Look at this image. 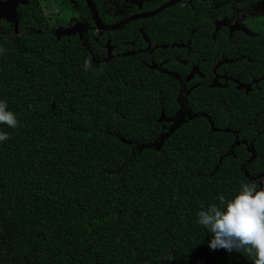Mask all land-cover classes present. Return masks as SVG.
Returning a JSON list of instances; mask_svg holds the SVG:
<instances>
[{"label": "trees", "instance_id": "16d2710c", "mask_svg": "<svg viewBox=\"0 0 264 264\" xmlns=\"http://www.w3.org/2000/svg\"><path fill=\"white\" fill-rule=\"evenodd\" d=\"M94 1L105 23L131 15ZM215 1L177 3L103 36H58L57 6L24 11L17 33L2 23L0 100L19 126L0 124L10 136L0 142V264H254L211 249L197 223L264 174V132L244 167L251 153L232 148L234 130L247 140L251 127L264 131L263 94L210 85L216 47H227L211 37ZM150 41L162 44L152 54ZM198 62L205 77L189 81L186 118L169 128L180 76ZM252 105L263 112L254 126Z\"/></svg>", "mask_w": 264, "mask_h": 264}, {"label": "flooded vegetation", "instance_id": "af4514ba", "mask_svg": "<svg viewBox=\"0 0 264 264\" xmlns=\"http://www.w3.org/2000/svg\"><path fill=\"white\" fill-rule=\"evenodd\" d=\"M30 1L31 0H28L25 4H20L17 6L19 21L21 14L24 13L25 11L24 9ZM37 1L39 4L37 10L44 11L45 13L48 14L51 8L55 9L57 6L58 10L60 11V15H57L54 19L56 23L59 22V24L57 25V29L55 30L56 33H58V31L60 30H65L68 28L75 27L74 32L69 35L86 34L89 28L92 29L95 32V34L99 36L105 35L104 33L106 31H102L96 27V23L93 18L92 11L89 8L86 0H57L55 7H53L54 4L50 3V0H37ZM43 1H45V4H42ZM82 1H84L85 4L87 5L90 14L83 13L80 10L79 3ZM170 1L172 0L104 1L103 4H106L109 7L105 9V11H107L109 14L115 13L114 18H119L118 16L119 14L124 15L126 13H131V15L125 16L122 19H117L115 22L112 23L104 22L108 20L111 15L106 14L103 17L100 15L99 10L98 12L102 21L105 24L110 25L121 22L133 15L152 12ZM202 1L203 4L208 5V3L212 0H202ZM186 2L187 0H181L178 3H186ZM215 2L216 4L219 3V6H217V13L220 16L215 20V29L211 33V37H213V39H219L220 42H222L223 44H227V47L226 48H222L220 46L216 47L217 51L214 58L216 59L218 58V59L209 77L210 85L221 88L232 86L238 91H244L246 94H252V96L253 95L256 96L261 93L263 94L264 97V0H226V3L227 4L229 3V5L226 4V8H225L224 0H216ZM94 3L96 4L97 7V3L95 1ZM117 11L119 13H116ZM30 12L33 11H27L25 13H30ZM6 14H9V12H6ZM51 15L49 16L51 17ZM147 18H140V19H147ZM4 21L10 24L8 28L10 33L12 31L16 33L19 31V23L18 26L16 27L15 21L7 16L1 20L0 29H2V23ZM91 21L93 25L91 24ZM80 25H83L85 28L81 30ZM109 31H113V30H109ZM110 42L111 40L108 39V42L106 44L109 52L112 50ZM244 44L246 46H244ZM161 45L162 44L160 43L152 44L150 41V43L147 42L146 47L148 48L150 47L152 49L150 51V54H152V51H154L156 48L160 47ZM187 46L188 44H185L183 47H187ZM140 49L141 51L143 50V48ZM189 51L190 50H188V52ZM228 53L230 54L232 53V57L228 56ZM175 58L179 59V56ZM151 60L155 62L154 58H151ZM181 62L183 64H186L187 60L184 59L181 60ZM160 64L163 65L162 62ZM199 64L200 62L195 64V66H193L188 72V74L185 75L184 77L178 75L182 80V82L180 83L181 84L180 93L178 98V102L180 103L181 108L175 114L173 120L169 122V126H168L169 128L175 127L176 124L183 122L186 118L188 109L186 108L182 100L184 97L185 98L187 97V92L190 91L189 90L190 87H188L189 81L192 83L191 85L194 86L199 82L197 80V77L199 78L205 77V74H203L199 68ZM227 64H231V73H229L225 69V67H227ZM192 72L193 75L190 77V74ZM251 110H252L251 112L252 117L250 118L248 123L249 125L254 126L257 124L255 122L258 120L259 114L260 113L263 114V112L260 111L259 109L256 110L254 108V105H252ZM239 132L240 130H234L235 136H234V143H232V145L239 146L243 144L244 146L247 147L248 151L251 153V156L244 163H242V167H244L245 163H250L251 161L254 160L255 157L252 159L253 152L250 149L254 148L255 150L254 142L256 138L264 131L261 129L260 130L256 129V127H251L250 140H247L245 138L240 139ZM245 171H246V175L248 177H251L250 174L247 172V170ZM259 175H261V177ZM256 177L258 179V183L261 180H264V174H258Z\"/></svg>", "mask_w": 264, "mask_h": 264}, {"label": "clouds", "instance_id": "9594fccd", "mask_svg": "<svg viewBox=\"0 0 264 264\" xmlns=\"http://www.w3.org/2000/svg\"><path fill=\"white\" fill-rule=\"evenodd\" d=\"M5 49L0 47V54ZM92 61L85 60V70H92ZM0 124L15 129L19 126L16 114L0 100ZM9 133L0 131V142L7 141ZM212 204L198 212L197 223L213 234L209 247L231 252L246 253L254 264H264V180L242 183L240 191L231 199L218 197ZM168 260L173 259L168 257Z\"/></svg>", "mask_w": 264, "mask_h": 264}, {"label": "water", "instance_id": "95a60500", "mask_svg": "<svg viewBox=\"0 0 264 264\" xmlns=\"http://www.w3.org/2000/svg\"><path fill=\"white\" fill-rule=\"evenodd\" d=\"M28 0H0V22L3 18H5L6 16L9 18H12L15 21L16 27L18 26L19 23V14H18V10H17V6L20 4H25ZM88 3L89 8L92 11L93 14V18L95 20L96 23V27L102 31H109V30H118L123 28L127 23L134 21L136 19H140V18H147L150 16H155L158 13H160L161 11H163L165 8L174 5L178 2H180L181 0H172L164 5H162L161 7H159L158 9L149 12V13H144V14H137V15H133L121 22L115 23V24H105L98 12V9L96 7V4L94 3L93 0H86ZM6 12H9V14H6ZM81 30H83L85 27L83 25H80ZM75 30V27L72 28H68L65 30H60L58 31L57 35L61 36L63 35H69L71 33H73ZM193 75V72L190 74V77ZM164 117V116H163ZM162 117V118H163ZM234 147V146H233ZM232 147V148H233ZM253 153L252 155V159L255 157V150L254 148L250 149ZM261 177V175H259Z\"/></svg>", "mask_w": 264, "mask_h": 264}, {"label": "rangeland", "instance_id": "374dc122", "mask_svg": "<svg viewBox=\"0 0 264 264\" xmlns=\"http://www.w3.org/2000/svg\"><path fill=\"white\" fill-rule=\"evenodd\" d=\"M39 7L38 1L37 0H31L28 5L25 7V12L27 11H34L37 10Z\"/></svg>", "mask_w": 264, "mask_h": 264}]
</instances>
